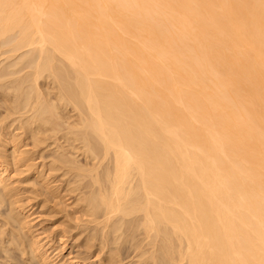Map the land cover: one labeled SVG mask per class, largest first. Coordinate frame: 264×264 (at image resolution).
Masks as SVG:
<instances>
[{"label":"bare ground","instance_id":"obj_1","mask_svg":"<svg viewBox=\"0 0 264 264\" xmlns=\"http://www.w3.org/2000/svg\"><path fill=\"white\" fill-rule=\"evenodd\" d=\"M0 264H264V0H0Z\"/></svg>","mask_w":264,"mask_h":264}]
</instances>
